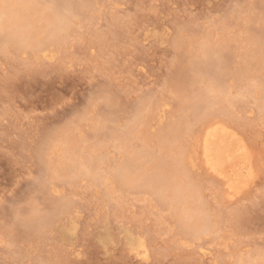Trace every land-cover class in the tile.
I'll return each instance as SVG.
<instances>
[{
  "label": "rangeland",
  "instance_id": "obj_1",
  "mask_svg": "<svg viewBox=\"0 0 264 264\" xmlns=\"http://www.w3.org/2000/svg\"><path fill=\"white\" fill-rule=\"evenodd\" d=\"M19 1L31 18L52 10L69 25L15 47L0 30V264H264V64L247 55L252 42L264 55V0ZM201 91L207 100L182 111L189 123L181 104ZM136 122L130 150L162 167L182 153L168 177L195 191L211 231L187 234L146 189L112 185ZM214 130L243 147L238 190L207 158ZM68 134L76 157L103 155L96 184L50 169ZM32 213L42 222L26 224Z\"/></svg>",
  "mask_w": 264,
  "mask_h": 264
},
{
  "label": "bare ground",
  "instance_id": "obj_2",
  "mask_svg": "<svg viewBox=\"0 0 264 264\" xmlns=\"http://www.w3.org/2000/svg\"><path fill=\"white\" fill-rule=\"evenodd\" d=\"M57 4L55 2L54 6L55 5L59 6V2ZM70 7L71 6H69V8ZM28 9H29V6L25 5L24 2H21L19 0H0V30L2 32V36L6 44H10L11 46L15 47V44L19 43L20 41L28 42L34 38L38 39L37 36H39V38L43 36L41 37V39L38 40V42L42 44L43 40L45 39H47L48 41H51L52 38H55V37L59 38L58 35L62 33L63 31H65L67 26L69 25L68 23L69 16L66 13L58 14L59 12L57 13L56 10H55L56 12H53L51 10L48 13L45 11H39L37 15L32 16L31 18V16H29L27 13ZM38 23L40 24L38 25ZM252 44L254 45V49L247 52V55L251 57V59L253 58L256 59L257 65L260 66V69H262V65L264 64V58H263L264 55H262L261 48L259 47L258 44H255L254 42H252ZM208 54H209V51L205 50L204 56H209ZM201 55L203 56L202 53ZM198 60L196 61L199 62V64L205 63V60L202 61L203 63H201L200 59ZM197 62H194V64L197 65ZM241 69L243 71V69L245 70L246 67H242ZM198 94L195 97H192V98L189 97L187 101H184L181 104V110H180L181 116L180 117H183V118L185 117L184 116L185 113L182 114L183 110L187 112H193V110H195L194 106L198 107L199 104L201 103L200 98L206 97L205 99L207 100V96L205 95L206 93L201 91L200 95ZM261 96L263 97V101H264V87L262 89ZM148 111L149 110L147 108L144 109V107L140 108L138 111L139 112L138 118L143 123H145V121L149 117L150 111L149 112ZM182 119L180 120L183 122ZM186 119L187 118L185 117L184 120L187 121ZM180 120L179 121L177 120L178 122H175V124H170L168 127V130L166 131L165 129L161 133V137L159 139V154L164 153L163 150L165 151L167 150L166 149L168 147L167 142L169 140L167 137V134L170 131L178 130L179 126L184 124ZM187 122L190 123L191 121L189 120ZM137 125L138 123L136 122L135 124L128 126L126 132H124L121 136L120 148L122 149V151L123 150L125 151L126 157H124L125 159L122 160L123 162L118 164L112 170V172L109 173L110 175H108V177L110 176V180L113 181V183L111 182L112 185L114 184L113 186L115 185L116 186H128L132 188L146 189L147 192H149L150 194L154 196L157 202L166 204L174 212L179 211L178 212L180 216L179 224L183 232L187 234L198 235L204 231H211V228L209 224L207 223L208 222L207 214H205L204 213L205 211L203 212L202 208L198 205L199 203L197 202L198 200L196 199L195 191L189 190L187 187H184V185H182V183L180 182L182 178L180 177L181 175L179 176L180 180L178 179V177L176 180H171V178L168 177V176H171V174L169 173L170 172L172 173V171H174V173H176L177 171L182 173L181 169L179 168L182 164L180 160V156L182 153L181 154L178 153L175 156H173L172 158L173 160L171 159V163L170 164L168 163L169 166L165 165L164 167H162L164 165L163 162L161 165V161H163L162 158L160 161H158V160H155L156 157L154 158L150 155L151 159L148 160L146 158L148 156H146L144 151L132 152L130 150L128 140L130 136L132 135L135 127H137ZM141 128L143 131V127ZM63 142L62 143L64 147L61 149L62 151H64V148H65L66 156L64 155V157L63 158L61 157V159L59 157V159L56 162L57 165L54 164L55 166L53 165L52 162H48L49 165L52 163L49 166L50 169L53 170V168H55L54 171L57 172V174L58 172H62V174H64V177H69L71 179L80 177V176L82 177V175H85L88 177L90 182L96 184L102 176V175L101 176L99 175L100 177L97 176L96 168L98 166L96 164L100 163V159H103V155L96 156L95 153L97 151L95 149L89 148L90 150L87 152V154H81L80 157L78 156L76 157L75 154L73 155V152L75 151L76 147L72 143L73 142L72 136L68 134ZM50 150H53V149H50ZM205 150H206V155H207L208 160L211 162L212 166L219 173L225 175L229 179L236 180L234 181V183L237 185L236 188L238 190V188H240L241 186L240 185V179H242L241 177L243 176V180L245 178L244 174L242 175V171L244 170V167L246 168V166H244L246 156H244L243 147L238 142H236L235 139H233V137L230 134H228L226 131L214 130L206 134ZM62 153L65 154V152H62ZM57 155L59 156V154ZM57 155L55 157H57ZM147 163H150L152 165V168H149L150 165H148L149 167H146ZM144 167L147 169L149 168L148 171L152 169L154 171L148 173L146 172V170H143ZM141 171L146 172V173H141ZM106 179H109V178H106ZM106 179L102 177V180H104L103 181L104 183L106 181L108 182L110 181ZM109 190H106V191L110 192ZM64 205H63V208H64ZM180 205L183 206V209H181V211H180ZM32 214L27 219L26 224L32 226L33 223L37 225V223L42 222L41 220L42 218L39 217L38 214H35V213H32ZM142 253H144V251Z\"/></svg>",
  "mask_w": 264,
  "mask_h": 264
}]
</instances>
